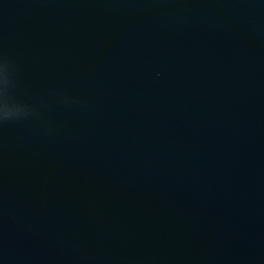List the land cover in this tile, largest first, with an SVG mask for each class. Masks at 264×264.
I'll return each instance as SVG.
<instances>
[{"label":"water","instance_id":"95a60500","mask_svg":"<svg viewBox=\"0 0 264 264\" xmlns=\"http://www.w3.org/2000/svg\"><path fill=\"white\" fill-rule=\"evenodd\" d=\"M0 264H264V0H0Z\"/></svg>","mask_w":264,"mask_h":264}]
</instances>
